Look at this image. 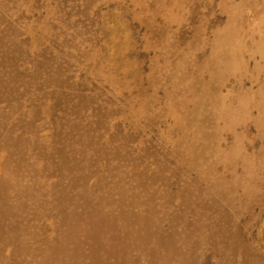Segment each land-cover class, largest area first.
Returning a JSON list of instances; mask_svg holds the SVG:
<instances>
[{
  "label": "rangeland",
  "instance_id": "1",
  "mask_svg": "<svg viewBox=\"0 0 264 264\" xmlns=\"http://www.w3.org/2000/svg\"><path fill=\"white\" fill-rule=\"evenodd\" d=\"M0 264H264V0H0Z\"/></svg>",
  "mask_w": 264,
  "mask_h": 264
}]
</instances>
